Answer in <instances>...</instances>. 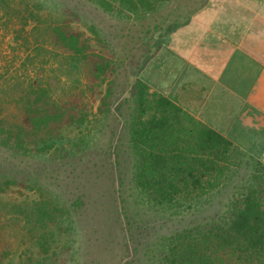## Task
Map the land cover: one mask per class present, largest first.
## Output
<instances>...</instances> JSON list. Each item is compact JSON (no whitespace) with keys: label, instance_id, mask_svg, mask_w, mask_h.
Returning a JSON list of instances; mask_svg holds the SVG:
<instances>
[{"label":"rangeland","instance_id":"374dc122","mask_svg":"<svg viewBox=\"0 0 264 264\" xmlns=\"http://www.w3.org/2000/svg\"><path fill=\"white\" fill-rule=\"evenodd\" d=\"M77 1L80 2L78 10L81 15V20L78 19V22L70 18L65 20L60 13L50 12L48 9L42 10L40 16L42 13L46 14L45 24L49 21L48 23L53 27H70L82 32L84 38L90 42L92 53L111 60L108 49L99 43L100 40L92 28L99 31L101 38L108 42L118 58L117 61L111 60L118 69V74L113 79L115 85L112 88V95L115 96L114 106L112 105L111 109L114 111L116 101L119 99V102L123 101L121 108L123 115L120 117L108 113L105 117L99 111L112 76H107L102 86L97 89L98 93L97 90L94 91L92 93L94 96L91 98L87 92L88 81L85 82L86 78L82 77V74L79 76L67 74L62 60L60 61L51 53L43 52V49L54 50L48 42L33 46L24 59L10 65L7 64V58H3L6 57L8 43H0V106L2 108L0 122L3 118H12L16 128L23 127L28 133L19 132L16 142L14 141L17 135L13 134L14 139L11 141L15 147L13 150L10 146L1 144L5 130L0 128V167L6 169V178L15 183L0 194V254H8V258L3 259L2 264L10 262L18 264L20 260L23 263L27 257H32L37 264L36 259L42 260L44 257L42 253L38 254L40 249L33 236L47 230L49 238L57 240L50 251L58 253L61 251L60 248L70 247V250L60 257L63 264H125L129 261L131 264H137L134 259L137 257L143 260L140 253L144 251V248L139 247L140 253L137 252V255L131 248L126 251L120 229L122 225L115 223V218L118 217L117 208L124 206L126 215L133 219V222L134 220L138 224L144 222L146 225L149 221L150 227L146 230L153 237L149 239L156 241L157 237L169 236L200 221L210 222L211 218L218 215L217 213H223L224 205L230 199V195L223 192L222 196L218 195L214 198V204L208 207L210 209L204 208L199 212L190 211L178 216L149 210L135 203L138 199L130 190V174L125 175L132 163H129L128 132L124 127V121L128 114V91L135 80L134 76L127 83L126 75L131 72L128 59L134 55L135 61L143 63L145 58L141 57L149 58L151 54L145 51L146 47H142L141 43L148 42L149 49L155 48L156 44L151 39V31L157 24L164 29L162 23H170L176 14L171 15L170 4H166L156 12L145 15V18H136L132 15L127 19L103 12L94 3L85 0ZM194 7L193 4L189 9ZM185 11L187 12L188 9ZM158 34L159 32L154 35V38ZM38 49L41 50L38 51ZM112 65L116 70L114 64ZM136 77L140 79L139 75ZM77 78H79L78 83L75 82ZM90 87L92 90L96 89L94 86ZM28 88L31 92L38 90L44 92V100L34 103L35 106L41 107V110H47L48 107L51 115L56 105L62 109L64 115L61 120L57 122L54 119L36 120L39 122L36 128L27 123L23 113L25 108L32 107V102L29 104L26 99L29 96H25L23 91ZM21 92L25 98L21 97ZM13 95L18 104L7 103ZM81 95L83 96L79 99ZM83 104L89 105L87 109L89 122L83 123L79 128L78 126L71 128L67 125L70 123L67 122V116L70 113L79 112ZM75 106L77 107L70 108ZM90 118H92L91 122ZM80 130H83V135ZM118 135L122 138L119 142L116 140ZM84 142L89 143L87 145L91 150L83 147L86 145L83 144ZM78 149L81 152H78ZM104 157L107 162H104ZM252 159L260 162L253 157ZM116 160L119 162L118 166H116ZM109 168L121 172L120 176L124 183L122 197L125 198L123 204L113 203V190L118 187V182L113 179ZM217 200L222 201L221 206L217 205ZM78 201L82 202L79 203V210L78 206L74 205ZM118 202L119 199L117 204ZM112 216L115 229L110 232L109 224L112 223L110 221ZM68 220L73 222L72 230H75V235L59 233L61 228L68 224ZM132 225V236L137 241H145L140 238L139 230L135 229V223ZM144 232L142 231V234Z\"/></svg>","mask_w":264,"mask_h":264},{"label":"trees","instance_id":"16d2710c","mask_svg":"<svg viewBox=\"0 0 264 264\" xmlns=\"http://www.w3.org/2000/svg\"><path fill=\"white\" fill-rule=\"evenodd\" d=\"M23 1L35 9H48L50 12L60 13L65 17V20L66 18L77 22L78 19L81 20L80 10H78L80 2L78 3L77 0ZM85 1L96 4L103 12L127 19L132 15L136 18H145V15L153 13L171 2V0ZM92 30L98 36L99 43L108 49L111 60L117 61L118 58L108 42L101 38L99 31L94 27ZM162 30L156 26L151 31V39L155 44L158 39H155L154 35ZM50 38L54 50L43 49V52L51 53L60 61L62 60L67 74L77 76L82 74V77L86 78L85 82L89 83L86 86L91 98L94 96L92 93L102 86L107 76H112L100 103L99 111L105 117L108 113L122 117L123 101L119 102L117 99L116 108L114 111L111 109L115 96L112 95V88L115 85L113 79L118 74L116 64L92 53L90 42L84 38L82 32H78L76 29L54 26L51 29ZM141 46L146 47L145 51H149L150 57L157 50L156 47L149 49L148 42L141 43ZM40 50L38 49V51ZM134 57L131 55L128 59L131 74L126 75L127 83L134 76L135 80L128 91V114L124 121V127L128 132L129 163H132L130 170L125 175L130 174V190L138 199V201L135 200V203L143 205L149 210L178 216L190 211L199 212L212 206L214 198L223 192L228 193L230 199L224 205L223 213H217L218 215L211 218L210 222L200 221L169 236L157 237L156 241L149 239V237L153 238L146 230L150 227L149 221L146 225L144 222L139 224L135 220L133 222V219L126 215L124 206L120 209L117 208L118 217L115 218V223L122 225L120 229L126 251L131 248L137 255V252L140 253L139 247L144 248V251L140 253L143 260L137 257L134 259L137 264H264V165L252 157H246L231 142L191 118L183 109L162 94L150 92L148 85L136 77L150 57L140 56L142 59L145 58L143 63L135 61ZM138 59L140 58L138 57ZM112 64L116 70L113 69ZM113 74H115L114 77ZM78 79H75L76 83H78ZM90 86H94L96 89L92 90ZM23 92L25 96H29L26 97L29 104L32 102V107L24 109L23 116L33 128H36L39 123L36 120L54 119L56 122L61 120L64 113L57 105L51 111V115L48 107L47 110H41V107L34 105L36 101L44 100L42 90L31 92L28 88ZM82 96L78 98L81 99ZM21 97H23L22 92ZM8 102L9 104H18L14 95ZM88 106L83 104V108L79 112L70 113L67 116V122L70 123L67 125H70L71 128L74 126L79 128L87 122ZM1 110L0 106V113ZM42 111H44L43 114ZM24 118L23 121H25ZM0 128L5 130L1 144L10 146L13 150L15 149L13 143L11 144L14 139L13 134L17 135L14 142L18 138L19 132L28 134L23 127L16 128L12 118H3ZM80 133L83 135V130H80ZM120 139L122 138L118 135L116 140L119 142ZM39 141L41 140L39 139ZM83 144H86L83 146L86 150H91L88 142ZM78 152L81 150L78 149ZM92 152L94 151L92 150ZM104 162H107L106 157H104ZM118 163L116 160V166L119 165ZM109 172L118 182V187L113 190V203L115 205L123 204L125 198L122 197L124 183L120 176L121 172L110 168ZM5 173H7L6 169L0 167V194L15 184L6 178ZM217 201V205L221 206L222 201ZM79 203L82 202L74 203L75 206H78V210L80 209ZM113 219L112 216L110 218L112 223L109 224L110 232L115 229ZM133 223H135V229L139 230L140 238L145 241H137L132 236ZM72 224L73 222L68 220V224H65L58 232L69 236L75 235ZM56 227L58 228V226ZM78 230H80L79 226ZM142 231H145L144 234ZM47 233L48 230L33 236L40 249L38 254L42 253L44 257L42 260L36 259V263L63 264L60 257L69 251L70 247H62L58 253L50 251L56 245L57 240L49 238ZM7 256L8 254H0V264L3 259L8 258ZM25 259L28 262L22 263L20 260L18 264H35L32 257ZM130 262L125 264H131Z\"/></svg>","mask_w":264,"mask_h":264},{"label":"crops","instance_id":"0c3cea01","mask_svg":"<svg viewBox=\"0 0 264 264\" xmlns=\"http://www.w3.org/2000/svg\"><path fill=\"white\" fill-rule=\"evenodd\" d=\"M168 4L176 15L161 22L157 50L139 78L150 92L264 164V0ZM41 12L23 0H0V43H8V65L35 45H52L53 26Z\"/></svg>","mask_w":264,"mask_h":264}]
</instances>
